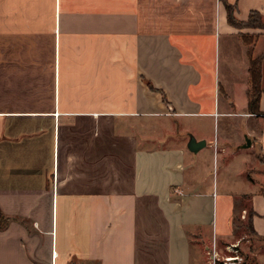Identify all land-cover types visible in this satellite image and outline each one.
<instances>
[{"label":"crops","instance_id":"1","mask_svg":"<svg viewBox=\"0 0 264 264\" xmlns=\"http://www.w3.org/2000/svg\"><path fill=\"white\" fill-rule=\"evenodd\" d=\"M241 34L264 54L222 0H0V57L53 60L52 96L24 102L47 107L0 109V264H210L249 210L264 264V94L249 112Z\"/></svg>","mask_w":264,"mask_h":264},{"label":"rangeland","instance_id":"2","mask_svg":"<svg viewBox=\"0 0 264 264\" xmlns=\"http://www.w3.org/2000/svg\"><path fill=\"white\" fill-rule=\"evenodd\" d=\"M17 45L18 48L21 47L19 42ZM13 55L0 57V109L23 110L47 107V105L26 104L24 102L27 98H48L52 96L53 60L51 51H44L42 57L32 59L21 58L18 54ZM187 135L190 137L189 133ZM240 222L241 224L245 223L246 219L240 218ZM238 224L236 222V225ZM236 239L239 241L235 242L238 245L220 250V256L238 255L242 262L248 258V263L252 264L253 251L250 248L256 249L258 247L256 237L250 233L248 235L239 233ZM155 246L157 247L155 248ZM161 246V240L159 242H149L141 238L138 248L141 252L159 250L157 257L161 259ZM153 255L156 256L155 253ZM194 255L197 256L196 253Z\"/></svg>","mask_w":264,"mask_h":264},{"label":"trees","instance_id":"3","mask_svg":"<svg viewBox=\"0 0 264 264\" xmlns=\"http://www.w3.org/2000/svg\"><path fill=\"white\" fill-rule=\"evenodd\" d=\"M226 11L227 19L230 24L236 27H252V28H264V17L257 11H252L249 13L248 19L246 21H239L235 18L234 10L235 6L227 2V0H222ZM242 40L248 45L247 54L249 58V81L250 87L248 90V103L247 110L251 113L257 114L260 113L259 110V101L262 94H264V89L261 88V71H260V62L264 57V54L259 57L252 56V46L253 36L248 34L240 35ZM254 212L249 210L246 216V222L241 225L245 231L249 234H254L252 228V217ZM9 219L4 217L0 213V229H3Z\"/></svg>","mask_w":264,"mask_h":264},{"label":"built area","instance_id":"4","mask_svg":"<svg viewBox=\"0 0 264 264\" xmlns=\"http://www.w3.org/2000/svg\"><path fill=\"white\" fill-rule=\"evenodd\" d=\"M237 245L231 246L236 247ZM229 249V248H228ZM207 254L209 256L210 264H239L241 261V258L238 255L230 256H220L216 250L215 246L211 247L210 251H207Z\"/></svg>","mask_w":264,"mask_h":264},{"label":"water","instance_id":"5","mask_svg":"<svg viewBox=\"0 0 264 264\" xmlns=\"http://www.w3.org/2000/svg\"><path fill=\"white\" fill-rule=\"evenodd\" d=\"M204 145H205L204 140L197 141L195 140L194 137L191 136L187 144V147L189 148V150L195 152L199 150L200 148H202ZM249 145H250V140L249 138H246V146H249Z\"/></svg>","mask_w":264,"mask_h":264}]
</instances>
